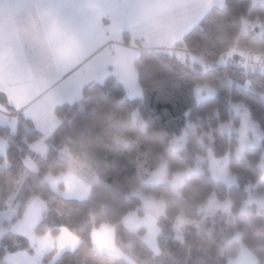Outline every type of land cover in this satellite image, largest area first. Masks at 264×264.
I'll return each mask as SVG.
<instances>
[{
	"label": "trees",
	"instance_id": "obj_1",
	"mask_svg": "<svg viewBox=\"0 0 264 264\" xmlns=\"http://www.w3.org/2000/svg\"><path fill=\"white\" fill-rule=\"evenodd\" d=\"M257 13L264 15V2L225 0L223 7L208 10L176 43V46L196 52L203 61L213 63L205 70L197 63L182 62L163 52L144 49L139 42L133 41L140 49L133 65L141 96L128 98L113 75L102 84L88 83L82 90L84 101L81 105L64 103L55 108L60 125L53 132L43 157L30 149V144L41 134L30 120L8 108L18 124L15 132L0 126V137L8 139L5 157H0V211L7 207L9 197L16 192L24 171L23 160L30 158L38 172L28 175L17 192L12 204L16 212L13 221L22 217L28 199L38 196L46 204V210L35 233L42 235L48 231L56 235L59 228L64 227L80 239L74 251L64 252L54 262H51V255L46 254L40 264H129L93 249L91 233L101 224L115 227L116 244L137 264H194L199 260L204 264H226L222 254L227 229L225 216L216 213L203 219L201 208L215 193L219 200H230L231 212L237 216L247 199V187L252 188L262 178L264 73L246 75L235 65L218 61L232 46L264 53V36H255L244 26V22L253 21ZM122 38L124 44L131 43L127 33ZM228 78L244 80L248 86L229 83ZM197 85L211 86L215 95L198 101ZM233 102L248 106L251 118L263 133L262 148H247L242 159L234 156L236 135H221L217 131L222 122L239 124V117L230 106ZM0 103L6 105L3 95H0ZM134 112L142 125L133 121ZM112 120L124 124L121 135L130 140L127 144L114 140L116 132L111 126ZM183 131L185 147L171 150V138ZM63 148L96 177L86 200L64 199L54 194L44 180L47 174L57 176L69 170V163L59 154ZM209 149L215 158L229 155L228 168L235 176L236 186L228 187L214 180L207 160L201 163L202 173L190 176L178 193L166 183L145 184L139 176L140 160L147 159L148 164L154 166L165 158L170 179L174 172L193 167L197 156L206 157ZM4 162L8 167H2ZM134 189L164 201V213L157 221L162 252L158 257L150 253L136 234L128 233L121 225L128 212L141 213L140 199L132 194ZM60 206L70 209V214L60 215L57 212ZM180 214L200 223L198 228L185 226L183 241L176 240L173 230ZM236 226L243 244L255 254L258 264H263L264 250L255 247L250 226L239 219H236ZM26 249V239L6 233L0 239V264H5L8 253Z\"/></svg>",
	"mask_w": 264,
	"mask_h": 264
},
{
	"label": "crops",
	"instance_id": "obj_2",
	"mask_svg": "<svg viewBox=\"0 0 264 264\" xmlns=\"http://www.w3.org/2000/svg\"><path fill=\"white\" fill-rule=\"evenodd\" d=\"M224 5L225 0H0V95L6 100V105L0 103L1 118L14 119V129L9 127L11 132L16 131L18 120L8 108L30 120L41 134L30 144V149L45 156L48 147L41 149L37 143L51 138L60 125L55 114L57 106L79 104L85 85L90 82L102 84L110 75L122 82L126 93L127 87L138 83L133 62L140 49L133 41L139 42L144 49L176 57L179 52L189 51L176 43L208 10ZM244 26L250 29L252 21L244 22ZM124 33L129 35V45L123 43ZM243 53L252 52L235 47L218 62L229 63ZM7 148L8 139L0 137V157H5ZM63 159L69 163V170L57 176L47 174L45 182L54 194L64 199L86 200L96 177L69 153ZM23 165L16 192L8 201L12 215L0 219V226L7 227L8 233L26 239L28 249L8 253L4 262L40 264L46 254H50L51 262H54L64 252L77 249L80 239L64 227L59 228L56 235L48 231L42 235L35 233L46 210V204L38 196L30 197L22 217L13 221L16 212L12 204L17 192L28 175L38 172L30 158L26 157ZM2 167L6 168L8 164L4 162ZM262 178L248 191L240 211L250 195L256 192ZM132 194L136 196L134 190ZM136 197L140 199L141 213L128 212L121 225L128 233L136 234L150 253L158 257L162 252L158 244L160 229L157 221L164 209L153 214L150 208H144V198ZM253 207L256 209L255 204ZM57 212L67 216L70 209L60 206ZM115 231L109 224L94 228L91 233L93 249L99 254L137 264L116 244ZM252 234L254 239L253 230ZM257 249L264 250L263 247ZM222 254L226 264H258L255 254L243 244L238 230L226 237Z\"/></svg>",
	"mask_w": 264,
	"mask_h": 264
},
{
	"label": "rangeland",
	"instance_id": "obj_3",
	"mask_svg": "<svg viewBox=\"0 0 264 264\" xmlns=\"http://www.w3.org/2000/svg\"><path fill=\"white\" fill-rule=\"evenodd\" d=\"M235 47L232 46L231 50H233ZM245 51L247 52V49H245ZM248 52H252V53H245L246 55L243 53V55L241 54L242 56L240 55V57H235L231 59V62L229 63L243 70L246 75L264 73V53L250 51V50H248ZM176 58L182 62L188 61L190 63H197L204 70L206 68L212 67L211 63L203 61L196 52L190 53L189 51H182L177 54ZM227 80L229 83H233L244 87L248 86V84L244 80H238L234 78H228ZM120 83L122 84L121 81ZM122 86L124 87L123 84ZM127 89L128 90L126 95L128 98H130L131 96H134V98L139 95L141 96L140 86L137 82L136 85H134L133 87L129 86L127 87ZM214 95H215V90L209 85H197L195 88V96L198 101L211 98ZM83 101H84V97L82 98V101L78 105H81ZM230 106L233 113L239 117V124H235L232 121L222 122L219 124L217 131L221 135H231V134L236 135L237 145L234 149V156L238 159H242L244 158V151L247 148H262L263 133L258 123H256L251 118L248 106L245 103L233 102L230 103ZM132 116L134 122H137L142 125L143 122L140 120V117L137 114V112H134ZM0 124L7 125L8 127L12 128V130L14 129L15 126L14 119L11 120L6 118H1V116H0ZM111 126L116 132V135L114 137V140L116 142H119L124 145L130 141L121 135V130L124 127V124L121 121L112 120ZM205 136H209V135H205ZM41 140H39L38 142L39 144L37 143V146L41 147V149L44 146L48 147L50 138L45 139L44 140L45 142L43 141L41 142ZM199 140L203 142L202 138H200ZM32 145L36 147V144H32ZM185 145H186V134L184 131L181 132V134L171 138L170 141L171 150L178 151L184 148ZM63 149L64 150L60 152L61 157L63 158H65L66 156L68 157L67 150L65 148ZM205 160H207L208 162L210 176L214 180L222 182L228 187L237 185L234 174H232L228 168L229 155L227 154L222 158H215L210 149L208 150L206 157H202L200 155L197 156V163L193 167H189L184 171L174 172L170 179L168 178V163L165 158H161L160 162L154 166L149 165L147 159L140 160L138 162L139 176L141 177L142 181L145 184L166 183L169 185L170 189L174 193H178L179 189L182 187L184 182L190 176H192L193 174L202 173L201 163ZM260 168L264 173V149H263L262 159L260 162ZM250 189L251 186L247 187V191H249ZM134 191L136 193V196H139L140 198H144L142 200L144 208L148 210L150 208L153 214H158V212L160 211L163 212L164 201L162 199H157L151 195L144 194L139 189H134ZM10 199L11 196L9 197L8 201H10ZM8 203L9 202H7V206H9ZM254 204L256 205V209H254L253 207ZM201 212L203 213V219L207 217H212L216 213H222L225 216V221L227 226L226 237L231 236L233 232H236V230H238L236 226V219L243 221L246 225H250L253 228L252 229L254 233L253 243H255L256 248H262V247L264 248V176L256 192L250 195L249 200L245 203V205L243 206V208L241 209V211L238 213L237 216L233 215L231 212L230 200L229 199L219 200L217 199L215 193H213L212 196L208 199L206 205L201 208ZM11 215H12V210L9 206L7 211L0 214V219L1 220L8 219L11 217ZM199 224H200L199 222L190 220L185 216H183L182 214H180L175 219L173 224V230L176 240L183 241L185 226L193 225L196 228H198ZM6 233H8L7 227L2 228L0 226V239ZM197 262H202V261L199 260Z\"/></svg>",
	"mask_w": 264,
	"mask_h": 264
},
{
	"label": "built area",
	"instance_id": "obj_4",
	"mask_svg": "<svg viewBox=\"0 0 264 264\" xmlns=\"http://www.w3.org/2000/svg\"><path fill=\"white\" fill-rule=\"evenodd\" d=\"M250 30L255 36H264V15L259 13L254 15Z\"/></svg>",
	"mask_w": 264,
	"mask_h": 264
}]
</instances>
